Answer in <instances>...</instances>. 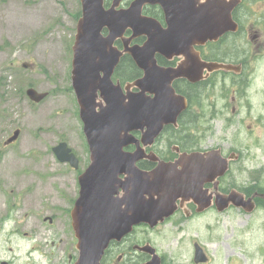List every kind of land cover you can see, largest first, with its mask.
Listing matches in <instances>:
<instances>
[{
	"label": "flooded vegetation",
	"instance_id": "1",
	"mask_svg": "<svg viewBox=\"0 0 264 264\" xmlns=\"http://www.w3.org/2000/svg\"><path fill=\"white\" fill-rule=\"evenodd\" d=\"M105 8L119 14L111 21V58L119 57L112 84L127 94L129 82L144 75L126 50L144 46L150 29H157L154 59L163 69L182 67L178 75L186 76H177L172 87L177 100L187 106L177 125H165L154 144L145 147L146 154L154 153L172 165L179 189L175 212L155 227L141 224L121 240L111 241L100 264H150L157 257L160 264H174L178 257L174 252L168 256L158 244L160 229L170 225L180 230L209 215L219 220L230 213L250 216L264 211V0H105ZM81 17L80 6L77 21ZM111 29L104 28L102 36H109ZM132 29H140V34L134 37ZM103 54L94 52L93 59ZM97 95L99 102L102 97L100 92ZM172 101L162 99L160 108H170ZM134 135L140 140L141 132ZM84 142L82 153L72 149L77 167L60 163L65 169L59 177L70 184L54 187L58 196L44 206L50 212L44 222L52 226L62 222L70 242L69 249H60L57 242L46 241L53 264L57 260L76 264L80 257L72 210L80 198V177L92 163L86 138ZM136 148L130 144L123 152L133 153ZM159 162L142 160L137 167L151 171ZM230 194L238 198L243 194L245 202L253 198L255 210L247 213L234 204L224 209L217 205L218 198ZM44 233L50 240L51 235ZM35 240L33 250L44 257V241ZM196 243L204 260H195L194 248L191 264H209L210 254L196 241L193 246Z\"/></svg>",
	"mask_w": 264,
	"mask_h": 264
},
{
	"label": "rangeland",
	"instance_id": "2",
	"mask_svg": "<svg viewBox=\"0 0 264 264\" xmlns=\"http://www.w3.org/2000/svg\"><path fill=\"white\" fill-rule=\"evenodd\" d=\"M80 5L81 0H0V262L53 264L46 241L57 242L60 249L70 247L62 222H44L50 215L44 206L58 196L54 187L70 184L59 177L65 168L53 148L65 141L78 154L85 144L71 82ZM30 87L48 92V98L31 102L26 95ZM17 129V142L4 146ZM213 218L180 230L162 228L158 244L168 256L174 252V264H191L194 241L210 254L209 264H216L219 256L221 264H264V211ZM35 239L44 241V257L33 250Z\"/></svg>",
	"mask_w": 264,
	"mask_h": 264
},
{
	"label": "water",
	"instance_id": "3",
	"mask_svg": "<svg viewBox=\"0 0 264 264\" xmlns=\"http://www.w3.org/2000/svg\"><path fill=\"white\" fill-rule=\"evenodd\" d=\"M121 0H115L116 3ZM146 0H141L144 3ZM83 17L79 22L72 47V84L80 105L84 134L90 147L92 163L80 177L81 191L72 210V226L77 239L80 257L76 264H100L105 250L113 240H121L140 224L155 227L175 212V199L179 189L174 184L170 163L161 162L154 154H146L167 124L177 125V119L186 104L177 100L172 82L178 69H163L154 60L157 29L147 33L148 42L143 48H127L144 76L127 86V94L111 82L118 58H111V34L103 37L104 28L118 18L117 12L104 7V0H81ZM135 36L140 29H133ZM94 52H104L93 59ZM137 89L138 92H133ZM102 100L97 102V93ZM29 98L39 103L47 97L31 88ZM172 98L170 108H160V101ZM141 132L138 140L132 132ZM16 130L6 144L18 139ZM143 144V147L140 146ZM134 144L133 153H124L125 146ZM57 159L77 167L78 160L65 142L53 149ZM159 162L151 171H142L137 163L142 160ZM124 176V179L120 178ZM241 197L232 194L218 198V206L233 203L252 212L254 206L241 204ZM228 206V205H227ZM196 261H203L200 246L196 243ZM146 250V248H144ZM157 256V255H156ZM157 259H159L157 257ZM155 259L150 264H160ZM1 264H9L2 262Z\"/></svg>",
	"mask_w": 264,
	"mask_h": 264
},
{
	"label": "bare ground",
	"instance_id": "4",
	"mask_svg": "<svg viewBox=\"0 0 264 264\" xmlns=\"http://www.w3.org/2000/svg\"><path fill=\"white\" fill-rule=\"evenodd\" d=\"M81 6V10H82V5H80ZM77 14L78 13H76V16H75V18H76V29H78V25H79V22H80V20L82 19V17H83V10H82V17L77 21ZM71 50H72V47H71ZM72 65V64H71ZM23 67L24 68H28V65L27 64H24L23 65ZM138 68V67H137ZM72 70H73V65L71 66V82H72ZM144 76V75H143ZM142 76V77H143ZM142 77H140V78H142ZM139 78V79H140ZM138 80V79H137ZM137 80H134V81H132V82H129V83H133V82H135V81H137ZM31 88H33V87H30V88H28L27 89V91L29 90V89H31ZM33 89H35V88H33ZM72 89H73V91H74V88H73V84H72ZM35 90H37V89H35ZM27 91H26V95H27ZM38 91V90H37ZM39 92V91H38ZM40 93H47V97L45 98V99H47L48 98V96H49V93L48 92H40ZM74 93H75V91H74ZM75 97H76V94H75ZM27 98L31 101V102H33V103H35V104H40V103H42L44 100H42L41 102H39V103H36V102H34V101H32L30 98H29V96L27 95ZM76 102H77V104H78V107H79V117H80V120L82 121V119H81V116H80V105H79V102H78V98L76 97ZM17 130H19L20 131V135H21V130L20 129H17ZM16 131V130H15ZM14 131V132H15ZM14 132H13V134H14ZM13 134L9 137V138H11L12 136H13ZM83 134H84V132H83ZM20 135H19V137H20ZM18 137V138H19ZM84 137H85V134H84ZM8 138V139H9ZM86 138V137H85ZM8 139L4 142V146H6V147H9V146H12V145H14L16 142H17V140L16 141H14L13 143H11V144H6V142L8 141ZM63 142H65V141H63ZM60 143H62V142H60ZM59 143V144H60ZM65 143H67V142H65ZM58 144V145H59ZM68 144V143H67ZM57 145V146H58ZM56 147V146H55ZM54 149V148H53ZM53 153H54V151H53ZM54 155H55V153H54ZM55 157H56V155H55ZM56 159H57V157H56ZM57 161L59 162V163H64V162H61V161H59L58 159H57ZM230 195H232V194H230ZM230 195H227V196H230ZM237 195V194H236ZM240 197H242V201H241V204L240 205H244V204H246L247 205V207L248 206H250V205H248V202H249V204H251V205H253L254 206V204H253V198H250V200L248 201V202H245V196L243 195V194H238ZM227 196H221L220 198H223V197H227ZM218 200V199H217ZM217 202V201H216ZM231 204H233V203H230V204H225V206L224 207H228L229 205H231ZM218 205V204H217ZM228 205V206H227ZM235 205V204H234ZM237 207H242V206H238V205H236ZM222 208H223V206H221ZM243 208V207H242ZM224 209V208H223ZM244 209V208H243ZM245 210V209H244ZM254 210H255V208H254ZM253 210V211H254ZM246 211V210H245ZM252 211V212H253ZM247 212V211H246ZM252 212H247V213H252ZM215 235H217V237H218V233H215ZM202 254H203V251H202ZM195 260H196V256H195ZM217 260V263L216 264H221V260H222V257L221 256H219L218 257V259H216ZM2 262H7V261H1L0 262V264L2 263ZM9 263V262H8ZM10 264V263H9ZM235 264H238L237 263V261H235Z\"/></svg>",
	"mask_w": 264,
	"mask_h": 264
}]
</instances>
